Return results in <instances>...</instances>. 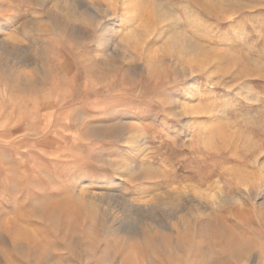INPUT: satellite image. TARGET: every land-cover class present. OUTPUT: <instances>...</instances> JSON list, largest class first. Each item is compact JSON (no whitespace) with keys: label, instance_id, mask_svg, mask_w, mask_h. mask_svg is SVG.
Returning a JSON list of instances; mask_svg holds the SVG:
<instances>
[{"label":"rangeland","instance_id":"rangeland-1","mask_svg":"<svg viewBox=\"0 0 264 264\" xmlns=\"http://www.w3.org/2000/svg\"><path fill=\"white\" fill-rule=\"evenodd\" d=\"M254 188L264 0H0V264H264Z\"/></svg>","mask_w":264,"mask_h":264},{"label":"bare ground","instance_id":"bare-ground-1","mask_svg":"<svg viewBox=\"0 0 264 264\" xmlns=\"http://www.w3.org/2000/svg\"><path fill=\"white\" fill-rule=\"evenodd\" d=\"M72 5V4H71ZM71 11V10H70ZM70 14V13H69ZM80 14V13H79ZM84 14V13H83ZM75 15H76V13H75ZM71 17H73V16H70V18ZM78 18L79 19H81V20H87V17L84 15V16H78ZM88 18H90V17H88ZM76 19V18H75ZM79 19H78V21H79ZM77 20V19H76ZM90 20H92V18L90 19ZM88 21V20H87ZM93 21V20H92ZM166 43H167V48H175V50H176V52H178V53H183V52H185L187 55H189V56H191V58H193V59H195V58H199V57H201V55L199 54V48L196 46V44L193 42V41H187L186 42V40H184L183 38H182V36H179V34L178 35H174V37H173V39L171 40V41H169V40H167V41H165ZM169 44V45H168ZM9 50V49H8ZM166 50V49H165ZM168 50V49H167ZM201 53V52H200ZM188 129V128H187ZM137 147V146H136ZM125 171V170H124ZM126 173H130L131 172V170H128V168L126 169V171H125ZM135 171L134 170H132V173H134ZM238 172V170H234L232 173H231V171H230V173H231V175L232 174H235L236 175V173ZM165 173V172H164ZM238 174V173H237ZM126 175V174H125ZM128 175V174H127ZM239 176V175H238ZM237 189V191H238V195H240V194H243V195H248V192H247V190H244V189H241V187H236ZM257 190L254 188L253 189V193L255 194V196L254 197H257V199L259 200V201H261V205L264 207V192H256ZM89 197V196H88ZM223 198H224V196H222ZM124 199V198H123ZM225 199V198H224ZM228 199V198H227ZM201 200V199H200ZM230 200V199H229ZM123 201V200H122ZM125 201V200H124ZM203 201V200H202ZM222 201V200H221ZM226 201V200H225ZM196 202V201H195ZM227 202H229V201H227ZM98 204V203H97ZM100 204V203H99ZM113 204V203H112ZM201 204V203H200ZM203 204H205V205H208V207L206 208V209H210V210H213V211H216L217 212V214L218 215H222L223 213H221L220 211H217L218 209L217 208H219V205H220V203L219 202H210V201H208V202H204ZM202 204V205H203ZM199 205V204H198ZM231 205V204H230ZM228 206V205H227ZM123 207V206H122ZM144 207V206H143ZM172 208V207H171ZM123 210H124V214H125V217H124V219H122L121 220V223H123V225H124V227H121L122 228V231H123V233H125V234H130V235H133V236H141L142 234H145V232L143 233V230L141 229V228H138L137 230H133V229H131L132 227H130V226H133L134 225V223H133V221H134V218L133 217H135V215L136 214H134V213H132L130 210H128L127 208H122ZM215 209H217V210H215ZM111 210V209H110ZM122 210V211H123ZM134 210V209H133ZM137 210V209H136ZM201 210V209H200ZM194 212H195V210H194ZM139 213V212H138ZM225 214L227 213L228 215H231V216H233V215H236V213H237V211L235 210V209H233V208H229V209H226L225 210V212H224ZM107 215V214H106ZM144 215V214H143ZM142 215V216H143ZM138 216V215H137ZM141 216V215H140ZM236 217V216H235ZM144 220H146V219H144ZM148 220V219H147ZM174 220V219H173ZM120 221V220H119ZM179 221V220H178ZM114 222V221H113ZM138 222V221H137ZM144 222V221H143ZM147 222H149V221H147ZM180 222V221H179ZM109 223V222H108ZM120 223V224H121ZM153 223V222H152ZM181 223V222H180ZM179 223V224H180ZM151 224V223H150ZM178 224V226H180ZM122 225V224H121ZM112 226H114V225H112ZM117 226V225H116ZM149 226V225H148ZM153 226H154V223H153ZM156 226V225H155ZM155 226H154V228H155ZM137 227V226H136ZM151 227V226H150ZM168 227V228H167ZM166 228H164L165 230H168L169 229V226H167ZM171 227V226H170ZM181 227V226H180ZM179 227V228H180ZM118 228V227H117ZM120 228V229H121ZM133 228H135V227H133ZM163 228V227H162ZM119 229V228H118ZM117 229V230H118ZM150 229V228H149ZM173 229V228H172ZM182 229H184V228H182ZM121 231V230H120ZM121 231V232H122ZM150 231H151V229H150ZM155 232V231H154ZM186 234V233H185ZM185 237H186V235H185ZM130 238V237H129ZM206 238V237H205ZM183 239H185V238H183ZM211 239V238H210ZM208 241V240H207ZM184 242V241H183ZM189 242V241H188ZM209 242V241H208ZM185 244H187V243H185ZM178 247V246H177ZM181 247H183V246H181ZM147 248V247H146ZM148 249V248H147ZM196 249V248H195ZM198 249V248H197ZM200 249V248H199ZM238 249V248H237ZM177 250V249H176ZM180 251V250H179ZM235 251H236V249H235ZM195 252H197V251H195ZM201 253H202V251H201ZM205 253H207V252H205ZM202 254H204V253H202ZM201 255V254H200ZM206 256H209V255H206ZM201 259H202V257H200ZM207 258V257H206ZM204 260V259H203ZM203 263L202 264H209V262L207 263L205 260L204 261H202ZM210 263H211V261H210Z\"/></svg>","mask_w":264,"mask_h":264}]
</instances>
